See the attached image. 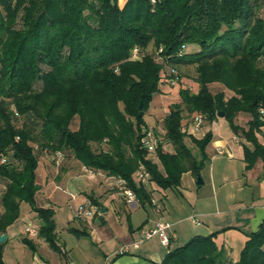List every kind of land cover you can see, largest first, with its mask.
I'll return each mask as SVG.
<instances>
[{"label":"trees","instance_id":"16d2710c","mask_svg":"<svg viewBox=\"0 0 264 264\" xmlns=\"http://www.w3.org/2000/svg\"><path fill=\"white\" fill-rule=\"evenodd\" d=\"M263 4L0 0V156H5L0 162V235L25 201L40 222L37 236L59 250L54 209L36 203L39 152L34 147L70 151L80 164L122 177L138 201H148L147 186L132 177L139 163L148 171V184L164 189L179 184L185 170L197 174L207 163L206 144L213 133L207 129L197 136L187 126L195 112L212 122L220 111L229 129L250 144L243 145L244 168L260 158L264 171V144L256 135L264 128L259 114L264 107V17L257 15ZM183 64L195 66L197 88H177L179 101L170 103L161 119L163 139L149 153L139 144L143 116L160 90L164 66ZM37 79L41 86L35 88ZM182 105L189 118L181 114ZM11 108L22 116L19 124ZM238 112L249 116L245 127L235 122ZM164 142L173 150L163 149ZM89 198L97 204L95 196ZM257 227L247 234L237 261L217 246L213 231L170 249L160 264H264V221ZM21 240L33 248L30 239ZM5 241L0 242V264Z\"/></svg>","mask_w":264,"mask_h":264},{"label":"crops","instance_id":"0c3cea01","mask_svg":"<svg viewBox=\"0 0 264 264\" xmlns=\"http://www.w3.org/2000/svg\"><path fill=\"white\" fill-rule=\"evenodd\" d=\"M234 117L238 125H247L249 116L244 112ZM218 118L206 127L213 137L206 144L207 163L198 172L202 182L196 183L197 174L185 170L175 186L164 189L146 184L148 201L136 198L135 203H127L110 185V179L102 174L93 176L96 183L85 178L82 164L70 151H66L58 164L53 162L54 155L41 154L35 173L36 203L54 209L55 244L59 250L52 249L37 235L27 237L33 248L23 241H8L11 238L20 240L26 235L23 231L25 219L39 227L36 212L27 205L28 211L20 212L4 231V264H67L68 261L73 264H160L170 249L181 246L193 235H209L213 231H217L213 241L225 249L230 260L237 261L247 234L264 221V171L260 158L249 169L244 168L243 145L250 144L243 136L232 132L228 123L223 127ZM260 130L256 133L257 139L264 144V128ZM82 177L87 185L98 187L91 190L97 204L88 199L97 211L84 219L74 216L78 196L64 188L72 182L79 183ZM78 192L86 194L84 190ZM152 198L160 203V209L151 204ZM62 203L68 205L69 211L60 206ZM158 220L170 223L166 230L170 236L168 246L162 245L154 235L127 253L116 252L120 244L139 237ZM70 227L85 234L76 235L68 231Z\"/></svg>","mask_w":264,"mask_h":264},{"label":"rangeland","instance_id":"374dc122","mask_svg":"<svg viewBox=\"0 0 264 264\" xmlns=\"http://www.w3.org/2000/svg\"><path fill=\"white\" fill-rule=\"evenodd\" d=\"M124 0H118L119 4L122 3ZM257 15L261 16V17H264V4L260 7V9L258 10L257 12ZM19 24V21H17V24ZM196 48V45H188V49L189 50H193ZM148 51L151 50L150 46H148L147 48ZM159 50L156 49V51H153V54L155 56V59L159 60V53H158ZM134 57H138L137 56H134ZM164 77L162 79V82H161V85L159 86V92L156 93L153 97V99H151L150 103H149V109H147L146 113L144 114L143 118H144V121L143 123H141L140 125H144V126H152V128L154 129L155 133L158 135V138L159 139H163V135L160 134V131L162 130L161 127H162V118H163V115L165 113L168 112V109H169V105L170 103L172 102H175L177 103L179 101V93L177 91V88H187L188 91H194L196 88H197V83L195 81V66L193 64H183V65H177L174 67H168V66H164ZM169 73H171L172 75H170ZM170 79H173L174 82H171ZM34 83V86L35 88L37 87H40L41 86V83L40 81L37 79L36 81L33 82ZM212 88L215 89L218 87L216 86V84H213L212 85ZM14 110V109H13ZM11 108V111L14 112ZM187 111L185 110V108L183 107L182 105V112L181 114L185 117H188L189 118V115L187 116L186 115ZM14 114L17 116L16 118V124H19L22 120V116H20L18 113L16 114L14 112ZM203 115V114H202ZM204 118V117H203ZM218 118V117H217ZM221 119V124L222 126L223 125H226L227 120L224 118V117H219ZM218 118V119H219ZM211 125V122H208L206 121V119L204 118V124L203 126L201 127V130L197 133H194L195 135L197 136H201L203 133H205V130H206V127L209 128V126ZM141 127V126H140ZM224 127V126H223ZM186 143H188V145H190V147H193L194 149H196V147L193 145V143L190 142V139L188 137H186V140H185ZM164 148L166 150H173V147L171 146V144L169 142H165L164 144ZM100 147H105V145L102 143L101 145H99ZM34 151H37L39 152L38 153V159L40 157L41 154H52V152H48L47 149H37L34 147ZM64 152L63 153V156L62 158L66 155V151H62ZM60 158V159H62ZM152 159L154 160V162H157V159L152 156ZM158 163V162H157ZM96 171H100L102 173H104L102 170H96ZM86 175V174H85ZM87 176V175H86ZM94 176V175H93ZM93 176H87L85 178H88L90 179L91 181H94V183H96V180ZM81 181H79V183H75V182H72L70 184H68V186L66 185H63V187L66 189L67 192H72V193H75L76 196H78L75 204H74V207L78 204H82L83 202H85L86 200L90 199L89 198V195L92 194L91 190H96L98 187L96 185H87L85 183V180L83 179V177L80 179ZM90 184V183H89ZM96 186V187H95ZM86 192V194L84 195H81L78 191H83ZM72 204V202L70 203ZM27 205L25 203V201L23 202H20L19 204V213H25L28 211L27 209ZM65 211H69V207L66 203H62L60 205ZM75 211V210H74ZM26 220V223L24 225V229L25 227H27L28 225H35L33 224L29 219H25ZM26 234V233H25ZM21 237H27L26 235L24 236H21ZM29 238V237H28ZM8 241H22L21 238L20 240L17 239V238H11V239H8Z\"/></svg>","mask_w":264,"mask_h":264},{"label":"built area","instance_id":"2783aa9c","mask_svg":"<svg viewBox=\"0 0 264 264\" xmlns=\"http://www.w3.org/2000/svg\"><path fill=\"white\" fill-rule=\"evenodd\" d=\"M132 51H133V57L137 56V53H138L137 48L133 47ZM170 80L171 82H174L173 79H170ZM14 112L17 114L16 111ZM259 114L262 118H264V107H260ZM203 124H204L203 115L199 112H195L192 114L187 128L189 129L190 133H197L201 130V127L203 126ZM140 126H141L139 128L140 129L139 130L140 146L142 148H145L149 153L154 152V150L156 149L155 146L157 142L160 140L158 138V135L155 133L152 126L150 127L144 126V125H140ZM181 129H184V128H181ZM53 155H54L53 162L55 164H58L60 161V158H62L63 156V152L59 150H55L53 152ZM3 160H5V156L2 154L0 156V162H2ZM81 169H82V172L86 174L87 176H93V175L95 176L96 174H102L103 176H107V178H109L111 181L110 185L115 189V191L121 193L123 197H125L124 200L127 203L129 204L135 203L137 196L135 192L127 185L128 184L127 181L123 179L122 177L116 176V175L108 176L107 174L102 173L100 171H94V169L89 168L85 165H82ZM132 177L134 178L137 184L139 183L142 185H146L149 183V174L143 163H139L137 169H135L132 172ZM71 196H73V194H71ZM150 201H151V204H154L156 209H160V203H158L153 198ZM75 207L76 209H75L74 216L81 217L83 219L85 217H89L92 213H94V211H97L96 206L92 205L89 200H86L82 204L80 203L76 205ZM169 225H170L169 222H165L163 220L156 221L153 224V227H149L145 229L140 234L139 237H136L135 239H132L126 242V244L124 243L120 244L116 252L118 254L127 253L128 251H130L131 248L138 247L140 245V242H142L145 239H149L150 237H153L154 235H157L159 237L158 240L162 245L168 246V241H169L170 236L169 234H167L166 230L168 229ZM37 229L38 227L36 225H32V226L28 225L27 227H25L23 231L26 233V236L29 237V236L37 235ZM66 263L73 264V263H70L69 261Z\"/></svg>","mask_w":264,"mask_h":264},{"label":"water","instance_id":"95a60500","mask_svg":"<svg viewBox=\"0 0 264 264\" xmlns=\"http://www.w3.org/2000/svg\"><path fill=\"white\" fill-rule=\"evenodd\" d=\"M138 107L141 108L139 103H138ZM219 116H222V112H220V111L217 113V117H219ZM195 182L196 183L202 182V179L200 177V174H198V173L196 175V181ZM4 238H5L4 237V233H1V235H0V242L3 241Z\"/></svg>","mask_w":264,"mask_h":264}]
</instances>
